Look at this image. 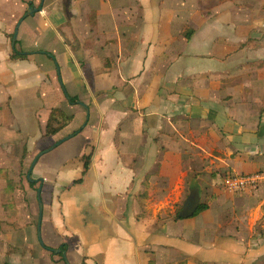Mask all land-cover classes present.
Wrapping results in <instances>:
<instances>
[{
	"label": "crops",
	"instance_id": "crops-1",
	"mask_svg": "<svg viewBox=\"0 0 264 264\" xmlns=\"http://www.w3.org/2000/svg\"><path fill=\"white\" fill-rule=\"evenodd\" d=\"M30 6L42 10L26 18ZM251 10L245 0H6L0 6V67L8 65L0 69V146L29 147L32 156L62 132V139L84 136L85 143L74 175L60 170L37 179L54 186L63 233L53 227L44 234L41 226L45 247L28 240L23 254L4 252L0 264L10 253L11 264H67L51 251L63 244L69 264H154L153 257L164 264L173 241L182 254L206 260L197 232L212 222L196 220L213 211L209 201L221 207L220 176L264 170V25H249ZM13 87L22 100L16 113L7 91ZM3 157L0 151V164ZM211 188L203 202L200 195ZM73 189L75 204L88 201L106 214L100 239H72L61 196ZM150 204L155 211L183 208L184 217L200 204L209 208L175 221L179 209L170 220L143 215ZM183 222L193 227L191 238L179 230L169 235ZM231 233L226 249L229 262H237L245 245Z\"/></svg>",
	"mask_w": 264,
	"mask_h": 264
},
{
	"label": "rangeland",
	"instance_id": "rangeland-1",
	"mask_svg": "<svg viewBox=\"0 0 264 264\" xmlns=\"http://www.w3.org/2000/svg\"><path fill=\"white\" fill-rule=\"evenodd\" d=\"M5 1L6 0H2L0 6H3ZM32 1L34 2L35 0ZM113 1L114 0H103V5L104 3L109 4ZM245 3L250 5V9L253 8L250 12L249 25L252 27L263 26L264 0H252L250 2L245 0ZM238 4L241 5L242 3H236V5ZM18 8H20L19 5L16 6V9ZM229 16L232 19L237 18L235 13L229 14ZM30 21L31 20H28L27 25ZM256 23H258V25H255ZM21 51L22 48L18 42L16 52L19 53ZM34 51L39 53L41 50L38 49ZM6 66L8 67V65ZM6 66L0 67V69L5 70ZM56 75L58 83L63 86L65 78L62 76L61 69L57 68ZM7 91L10 97L12 95L15 98L12 101V108H10V110L15 111V113L20 111L22 108L19 106V102L22 100L18 99L19 91L16 87ZM30 93L31 91H26L23 94L24 98H28ZM31 107H34V102ZM86 120H89L88 112ZM12 122H14V120L11 117L10 123ZM64 134L65 132L58 133L56 137H53L52 140H50L51 143H46L45 149L38 150V147H34L36 150L34 149L32 156L28 149L29 147L12 145L9 147L10 150H8L5 145L0 146V151L5 152V155L7 156L3 157L2 164H0V255L4 252L9 253V251L17 250L23 254V252L27 250L26 244L29 243L30 240H34L35 244L39 243L37 237L39 220V203L37 194L40 187H42L41 198L46 218V221H43L42 223V232L44 234H50L54 227L56 230L63 233V224L59 223L57 220L59 199L56 197V194L54 195V198L51 196V191L54 186L52 184V187L50 185H45V182L40 180H48L52 175V178H55L60 170H63V173L65 174L72 173L74 175L75 171L72 170L73 167L81 165L79 154H81L82 144H85L84 136H79L78 138L74 136L69 138L38 159L30 178L31 182L35 181V186H30L27 175L36 156L40 152L48 150L59 143ZM54 141L56 143H52ZM37 150L40 152L37 153ZM22 151L23 156L21 155ZM80 168L81 166L79 167V170ZM222 176H220V181L222 180ZM261 188H264V185L259 186L251 195H241L233 194L228 191L224 185L220 186V188L218 187L217 192L220 193V196L222 195L224 197L223 203L220 204L221 207H218L215 201H209L211 204L214 203L213 211H207L206 213L201 214L196 220L197 223L204 221L212 222V224L202 223L197 232L201 233L200 237L197 235V238H199L200 241L198 242V245H201V248H203L202 256L206 260L201 261L200 259L182 254L178 251L179 244L173 241L170 243L169 247H167V255L172 251V256L167 257L166 260H162V262L164 264H264V211L262 210L264 193L259 194L262 190ZM145 191L146 190L143 187V190L140 191V193H144ZM74 192L75 189L66 194H62L61 196V200H64L63 203L66 202L67 204L68 219L73 226H70L69 229L73 228V231L76 234L75 238H72L70 235L69 237L77 240L79 235L83 236L87 234L88 236H92L95 240L100 239L101 236L105 234L103 226H107L106 223H109L106 214L99 211L98 207L90 205L88 201H83L82 205L79 207V204L74 203ZM213 194L214 188H211L203 191L200 197H202L203 202H205L206 198ZM144 198L145 196L142 198V201ZM148 201L149 200H147V202ZM51 203H53L52 206L50 205ZM229 205L231 207L230 209ZM50 207L52 208L51 210ZM178 209H171L170 206H167V209L164 208L160 211H155L150 204L147 208L145 205L143 215L154 217L157 212L158 217L162 214L166 219H169L168 217H171ZM229 210L236 211H231V215H229ZM216 222L217 224H215ZM224 223H226V225ZM192 228V226L189 227V222H183L179 227L172 225L169 235H172L174 231L177 232V230H179L182 236L185 238H191ZM229 229H231V235L235 238L238 237V242L242 240L245 245L243 257L237 262H229V252H227L229 249H226V244L229 243V238H232L228 236ZM108 230H111V228ZM220 235L221 241H219ZM239 238H241V240ZM76 240H74L75 243ZM78 243L83 248L84 244H86L81 241ZM222 245L224 246L223 249L220 247ZM153 254H155V252H153ZM12 259L13 255L10 253L5 257L3 262L11 264ZM221 260H223V262H221ZM3 262L1 264H3ZM151 262L155 264L154 257ZM71 263L78 264L77 262Z\"/></svg>",
	"mask_w": 264,
	"mask_h": 264
},
{
	"label": "built area",
	"instance_id": "built-area-1",
	"mask_svg": "<svg viewBox=\"0 0 264 264\" xmlns=\"http://www.w3.org/2000/svg\"><path fill=\"white\" fill-rule=\"evenodd\" d=\"M222 185L233 194L253 193L264 185V170L247 174L229 173L222 176Z\"/></svg>",
	"mask_w": 264,
	"mask_h": 264
},
{
	"label": "water",
	"instance_id": "water-1",
	"mask_svg": "<svg viewBox=\"0 0 264 264\" xmlns=\"http://www.w3.org/2000/svg\"><path fill=\"white\" fill-rule=\"evenodd\" d=\"M41 10H42V8H40V9H35L34 7L30 6V7L28 8V10H27V13L25 14V17L27 18V17H29V16H33V15L35 14V12H37V11H41ZM22 21H23V20H21V21L18 23V25L16 26L15 33H14V38H13V44L15 43V41H16V39H17V35H18V32H19V27H20ZM57 68H59V67H57ZM59 73H60V71H59ZM59 75H60V74H59ZM85 108H86V110H87V112H88V114H89V109H88L87 107H85ZM72 136H73V135H72ZM72 136H71V137H72ZM71 137H70V136H69V137H65L64 139H62L59 143H57L56 145H54V146L51 147L50 149H48V150H44L43 152L39 153V154L36 156L35 160L33 161L32 165H31V167H30V170H29V172H28V180H30V178H31L32 171H33V169H34V167H35V164L37 163L38 159H39L40 157H42L44 154H46V153L52 151L54 148H56L57 146H59L60 144H62L63 142H65L66 140H68V139L71 138ZM41 188H42V187H40V188L38 189V194H37V197H38V203H39V220H38V227H37V229H38V239H39L41 245H42L43 247H45V244H44L43 239H42V233H41V226H42V220H43V211H44V210H43V203H42V199H41V190H42ZM51 251L54 252V253H56V254H62V256H63V258L66 260L67 264H69V263H68V260H67V253H66L65 251H62V250H51Z\"/></svg>",
	"mask_w": 264,
	"mask_h": 264
},
{
	"label": "trees",
	"instance_id": "trees-1",
	"mask_svg": "<svg viewBox=\"0 0 264 264\" xmlns=\"http://www.w3.org/2000/svg\"><path fill=\"white\" fill-rule=\"evenodd\" d=\"M11 38H12V37H11ZM71 102L74 104V103H75V100L72 99ZM73 134H74V135H77V134H79V131H75ZM85 173H86V172L84 171L82 178L78 179L74 184H77V183L82 182V179H83V177L85 176ZM30 186H35V181H33V182L30 181ZM143 197H144V195H141V196L139 197V198H140L139 200H142ZM208 208H209L208 205H206V204H200V205H198V206L196 207V209H195L194 211H192V212H191L189 215H187L186 217L183 216V212H184L185 210H184L183 208H181V209H179V210L176 212L175 217L173 218V220H175V221H179V220H184V219H188V218H194V217H196L198 214H200V213H202V212H205ZM262 210L264 211V205L262 206ZM46 248H47V247H46ZM59 249L64 250V251L67 250L66 245H64V244H63L62 246H60ZM49 250H51V249H49ZM60 256H61V255H60ZM82 264H86V263L84 262V260H83Z\"/></svg>",
	"mask_w": 264,
	"mask_h": 264
}]
</instances>
